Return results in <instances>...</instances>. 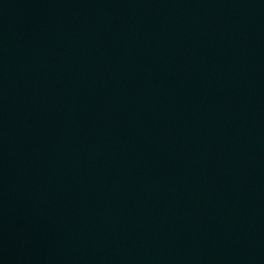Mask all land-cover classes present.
Here are the masks:
<instances>
[{
  "label": "water",
  "instance_id": "1",
  "mask_svg": "<svg viewBox=\"0 0 264 264\" xmlns=\"http://www.w3.org/2000/svg\"><path fill=\"white\" fill-rule=\"evenodd\" d=\"M0 264H264V0H0Z\"/></svg>",
  "mask_w": 264,
  "mask_h": 264
}]
</instances>
